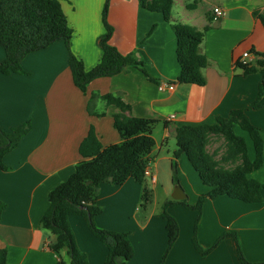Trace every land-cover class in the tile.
<instances>
[{
    "label": "crops",
    "instance_id": "0c3cea01",
    "mask_svg": "<svg viewBox=\"0 0 264 264\" xmlns=\"http://www.w3.org/2000/svg\"><path fill=\"white\" fill-rule=\"evenodd\" d=\"M59 1L72 31L70 51L89 71L102 56L99 41L105 35V0ZM215 7L224 11L222 18L214 19ZM255 13H264V0H172L171 22L167 23L162 14L145 10L137 0H110L107 21L113 33L109 43L123 55L134 53L155 82L130 68L113 77L93 80L83 94L73 85L68 51L61 41L27 55L20 64L24 75L0 74V127L10 131L26 122L31 126L29 133L4 156L8 170H0V200L6 204L0 218V249L6 250L8 264H57L60 259L62 264H70L65 249L59 255L47 249L53 236L40 227V220L48 207L49 192L65 182L81 160L78 147L90 128L102 147L121 140L113 128L112 116L117 112L114 106L97 100L94 110L105 116L88 114L87 102L92 93L120 94L130 106L127 115L158 122L155 127L160 126L161 131L153 130L155 148L149 163L155 183L146 179L154 195L166 173L170 186L175 187L171 183L172 156L164 154L161 146L174 140L175 129L213 125L217 117L226 118L239 109L260 131L263 165L248 178L264 186V105L253 107L262 77L258 72L244 75L236 66L241 55L250 52L248 62L255 67L259 59L255 54L264 52V28ZM172 23L199 31L208 27L200 45L208 60L201 72L203 86L176 82L179 66ZM4 57L0 48V61ZM161 83H172L174 90L160 91ZM263 102L264 98L259 103ZM235 133L245 138L253 159L247 135L238 127ZM177 176L190 205L210 191L184 154L177 159ZM140 198L141 186L132 179L121 186L102 184L97 200L102 213L95 218V225L101 230L129 233L134 254L126 264H159L167 245L165 221L152 209L147 219L139 222ZM167 211L177 221L179 236L164 264H238L232 238L223 239L202 257L191 242L196 212L180 206ZM69 226L88 264H103L106 248L89 232L84 218L69 217ZM224 233L236 234L248 262L264 261V192L261 202L254 204L226 196L204 202L196 226L199 246L204 250L211 248Z\"/></svg>",
    "mask_w": 264,
    "mask_h": 264
},
{
    "label": "trees",
    "instance_id": "16d2710c",
    "mask_svg": "<svg viewBox=\"0 0 264 264\" xmlns=\"http://www.w3.org/2000/svg\"><path fill=\"white\" fill-rule=\"evenodd\" d=\"M110 0H105L102 9V23L105 35L99 41L102 56L98 64L89 71L83 63L70 51L69 41L72 31L67 24L59 0H0V48L5 57L0 61V74L24 75L21 68L22 60L29 54L46 49L55 42H63L68 51L67 64L71 73L73 85L83 94L87 85L95 79L118 75L130 68L139 70L148 80L155 82L146 72L144 64L134 53L123 55L109 41L113 28L107 21ZM140 7L149 12L162 14L167 23L171 22L170 10L172 0H137ZM264 28V13H255ZM176 39V61L179 74L176 82L179 84L203 86L205 80L201 74L208 66V60L200 50L205 27L202 31L181 23H172ZM259 57L255 67L242 66L236 62L244 75L258 72L262 80L259 84L257 99L253 107L260 108V100L264 98V52L255 54ZM102 100L107 106H114L117 112L113 114V128L120 136V142L102 147L92 128L81 141L78 152L81 160L75 165L73 173L63 183L48 194V207L40 220V227L53 236L47 249L57 255L65 249L70 264H88L87 256L81 252L69 226V217L84 218L89 232L106 248L103 264H126L133 257L134 251L128 232L101 230L95 225V218L102 213L98 205L99 189L102 184L121 186L132 179L139 184L141 198L137 219L144 222L150 214L152 191L146 184L144 171L149 165L151 153L155 148L153 130L157 121L135 118L127 115L130 106L120 94L99 95L92 93L87 102V112L91 116L103 117L105 113H97L94 103ZM235 127L244 132L253 148V159L250 158L244 137L235 133ZM31 129L30 123L4 131L0 127V170L7 171L3 158L11 152ZM220 138L224 142V153L216 159V152L209 154L207 147L211 138ZM176 149L170 162L171 183L178 187L177 159L184 154L188 163L198 174L201 182L210 188L206 194L200 195L194 205L182 201H166L162 206L161 217L165 221L167 245L159 264L165 259L179 236V227L174 217L167 209L172 206H182L196 212L193 236L194 249L202 257L211 252L223 239L232 238L235 243V254L238 264L250 263L246 260L238 238L234 233L222 234L211 248L202 249L196 239V226L200 219L203 204L208 199L226 196L247 204L259 203L262 200L264 186L249 179L248 175L263 165V142L260 131L247 119L244 110H233L228 117H217L213 125L181 126L175 129ZM224 164L233 165L224 168ZM6 204L0 200V218ZM6 250L0 249V264H8ZM57 264H62L60 259Z\"/></svg>",
    "mask_w": 264,
    "mask_h": 264
},
{
    "label": "rangeland",
    "instance_id": "374dc122",
    "mask_svg": "<svg viewBox=\"0 0 264 264\" xmlns=\"http://www.w3.org/2000/svg\"><path fill=\"white\" fill-rule=\"evenodd\" d=\"M154 130H155V132L161 131V128H160V126H158V128H156ZM158 143H161L159 137H158ZM161 146H162L163 153L166 155L170 154V156H172V152L176 149L175 140H172V139L168 140L167 144H163ZM224 149H225V146H224L223 140L220 138H214V137L211 138L210 143L207 147V151L209 154H214V152H216L215 158L217 160L220 159V157L223 155ZM223 167L224 168H232L233 165L224 164ZM151 186H152V184H151ZM161 186H164V187H161ZM165 187H169V189L165 190ZM141 189H142V187H141ZM174 189H175V187L170 186V180H169L168 174L166 173L164 182L163 181L162 182L160 181V183L158 182V187L156 188V194L154 195V193L152 192V203L150 206V212L152 211V209H154L156 214H161L163 204L166 201H173L172 195L174 193ZM186 201H187V199H186ZM139 206H140V204H139ZM177 206H179V205H177ZM180 207H182V206H180ZM182 208H184V207H182ZM184 209L186 210V208H184ZM187 210H189V209H187ZM140 214H141V212L140 213L138 212V216Z\"/></svg>",
    "mask_w": 264,
    "mask_h": 264
},
{
    "label": "built area",
    "instance_id": "2783aa9c",
    "mask_svg": "<svg viewBox=\"0 0 264 264\" xmlns=\"http://www.w3.org/2000/svg\"><path fill=\"white\" fill-rule=\"evenodd\" d=\"M212 15L214 16V19H219L222 18L224 16V11L218 7H215L212 9ZM252 56V54L250 52H244L241 57L238 60V63L242 66H247L249 65L248 59ZM158 89L160 91L163 90H169V91H173L174 90V85L172 83H161L158 86ZM172 118V117H171ZM144 176L145 178H149L150 179V183L154 184L155 183V178L151 177L150 172H149V165L146 167L145 171H144Z\"/></svg>",
    "mask_w": 264,
    "mask_h": 264
},
{
    "label": "water",
    "instance_id": "95a60500",
    "mask_svg": "<svg viewBox=\"0 0 264 264\" xmlns=\"http://www.w3.org/2000/svg\"><path fill=\"white\" fill-rule=\"evenodd\" d=\"M138 56V55H137ZM186 197L185 195L183 194V190L178 186V187H175L174 189V193L172 195V199L174 201H182L184 200Z\"/></svg>",
    "mask_w": 264,
    "mask_h": 264
}]
</instances>
